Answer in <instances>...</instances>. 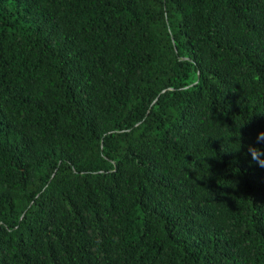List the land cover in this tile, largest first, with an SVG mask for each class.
Returning a JSON list of instances; mask_svg holds the SVG:
<instances>
[{
  "label": "trees",
  "instance_id": "obj_1",
  "mask_svg": "<svg viewBox=\"0 0 264 264\" xmlns=\"http://www.w3.org/2000/svg\"><path fill=\"white\" fill-rule=\"evenodd\" d=\"M0 264H264V0H0Z\"/></svg>",
  "mask_w": 264,
  "mask_h": 264
},
{
  "label": "water",
  "instance_id": "obj_2",
  "mask_svg": "<svg viewBox=\"0 0 264 264\" xmlns=\"http://www.w3.org/2000/svg\"><path fill=\"white\" fill-rule=\"evenodd\" d=\"M176 52H177V49H176Z\"/></svg>",
  "mask_w": 264,
  "mask_h": 264
}]
</instances>
